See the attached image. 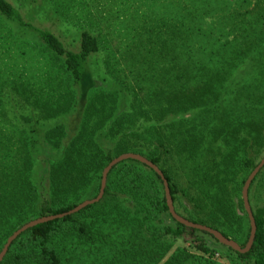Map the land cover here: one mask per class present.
<instances>
[{"label":"trees","instance_id":"16d2710c","mask_svg":"<svg viewBox=\"0 0 264 264\" xmlns=\"http://www.w3.org/2000/svg\"><path fill=\"white\" fill-rule=\"evenodd\" d=\"M15 1L0 0V25L36 37L42 66L33 83L12 81L11 98L32 114L21 124L7 123L0 94V253L29 222L95 199L104 169L127 153L162 170L180 216L244 248L242 190L264 158V0H159L126 37V67L109 54L103 70L91 64L103 48L92 31L69 50ZM263 187L264 168L249 190L255 242L242 254L178 223L161 178L127 160L99 203L23 233L0 264H264Z\"/></svg>","mask_w":264,"mask_h":264},{"label":"rangeland","instance_id":"374dc122","mask_svg":"<svg viewBox=\"0 0 264 264\" xmlns=\"http://www.w3.org/2000/svg\"><path fill=\"white\" fill-rule=\"evenodd\" d=\"M10 1L20 9L17 1ZM23 1L27 7L26 10L21 9L25 20L37 27L51 29L60 35L61 40L69 50H78L79 34L83 30L92 31L97 35L103 48L102 52L91 61V64L95 69L103 70L106 55L109 54L113 57L112 63L116 64V68L119 63H121L120 66L126 65L127 62L123 58V52L126 51V37L128 34L136 33V28L143 21L141 19L143 16L155 13L153 8L159 0ZM164 2L165 0H161V3ZM1 35L5 38L2 37L0 40V94L9 99L11 103L5 105L7 111L10 112L8 115L6 111L5 118L11 120V122L7 121L8 124H21L23 122L21 117L24 114L27 117L32 114L27 110H21V106L15 101V97L11 98V86L14 85L12 81L18 78L20 80L19 85H24V82L33 83V79L39 77L40 66H42L39 63L40 57H42L39 55L42 51L41 43L36 37L23 32L13 23L0 25ZM42 63L44 64L45 60H42ZM4 78H6L5 84H3ZM2 119L5 120L3 117ZM3 126L7 127L4 124ZM38 173L40 178L44 177L40 174L39 169ZM42 182L47 189L48 179ZM262 190L264 197V187ZM14 201L15 197H11L8 199V204L14 203ZM177 245L181 246L182 243L179 242ZM216 261L219 264H227L220 256L216 257Z\"/></svg>","mask_w":264,"mask_h":264},{"label":"water","instance_id":"95a60500","mask_svg":"<svg viewBox=\"0 0 264 264\" xmlns=\"http://www.w3.org/2000/svg\"><path fill=\"white\" fill-rule=\"evenodd\" d=\"M127 160H134V161H137V162L144 164L145 166L152 169L161 178L163 185H164L165 198L167 201V206L169 208V212H170L171 216L178 223L184 225L187 228H191L194 230H198V231H202L204 233H207V234L213 236L222 245H224L226 247H230L231 249H233L236 252L245 254L251 250V248L253 247V244L255 242V237H256V233H257V225H256V221H255V218L253 215L251 204L249 201V190H250V187H251L254 179L256 178V176L264 168V158L260 161V163L257 165V167L253 170V172L247 178V180L244 184L243 190H242L243 204H244L245 211L249 217L250 227H251L250 237H249L248 243L246 244V246L244 248H242L236 241L225 237L219 231L214 230V229H212L208 226H205V225L193 223V222L185 219L184 217L180 216L175 210V206H174L173 199H172L171 192H170L169 183H168L164 173L162 172V170L157 165H155L154 163H152L150 160L143 157L142 155L134 154V153H127V154H124L118 158H115L104 169L103 174H102L101 189H100L99 195L95 199L87 200V201L83 202L82 204L78 205L76 208L72 209L71 211H69L67 213H64L61 215H56V216H47V217L39 218V219L33 220V221L29 222L28 224L24 225L23 227H21L7 240L5 246L3 247V249L0 253V263L4 260V258L7 255L10 247L12 246V244L23 233L27 232L28 230H30V229L38 226V225L49 223V222H52V221H55L58 219H63L67 216L75 215V214L79 213L80 211L86 209L87 207L99 203L104 198L109 173L111 172V170L115 166H117L121 162H124Z\"/></svg>","mask_w":264,"mask_h":264}]
</instances>
